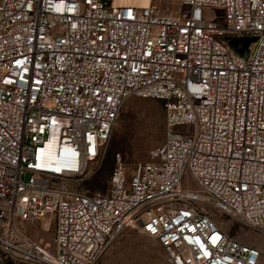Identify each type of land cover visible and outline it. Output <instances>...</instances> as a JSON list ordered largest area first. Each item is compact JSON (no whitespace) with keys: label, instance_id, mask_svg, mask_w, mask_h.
Segmentation results:
<instances>
[{"label":"built area","instance_id":"2783aa9c","mask_svg":"<svg viewBox=\"0 0 264 264\" xmlns=\"http://www.w3.org/2000/svg\"><path fill=\"white\" fill-rule=\"evenodd\" d=\"M180 1L173 13L153 0H0V245L11 260L95 264L135 227L171 264H264L211 214L264 230V0ZM131 95L162 100L165 141L131 171L117 151L108 192H90L83 180ZM46 216L53 247L20 228Z\"/></svg>","mask_w":264,"mask_h":264},{"label":"rangeland","instance_id":"374dc122","mask_svg":"<svg viewBox=\"0 0 264 264\" xmlns=\"http://www.w3.org/2000/svg\"><path fill=\"white\" fill-rule=\"evenodd\" d=\"M147 4L148 0H115ZM162 10L178 13L180 0H153ZM220 10L219 7L214 8ZM166 137L165 108L162 100L155 97L131 95L122 104L114 124L102 166L91 168L84 178L83 187L90 192L106 193L110 186V175L115 153L120 151L131 171L139 161L153 158L154 151L161 147ZM29 173L24 178L27 179ZM212 216L226 231L264 251V230L249 226L238 218L213 207ZM46 216L37 225L25 222L20 228L34 239L54 246L55 222L49 223ZM0 264H42L11 260L0 245ZM95 264H171L161 244L138 228H126L100 255Z\"/></svg>","mask_w":264,"mask_h":264},{"label":"water","instance_id":"95a60500","mask_svg":"<svg viewBox=\"0 0 264 264\" xmlns=\"http://www.w3.org/2000/svg\"><path fill=\"white\" fill-rule=\"evenodd\" d=\"M249 40V38H247V41ZM235 43L237 42V39L235 38L234 40H233Z\"/></svg>","mask_w":264,"mask_h":264},{"label":"bare ground","instance_id":"6f19581e","mask_svg":"<svg viewBox=\"0 0 264 264\" xmlns=\"http://www.w3.org/2000/svg\"><path fill=\"white\" fill-rule=\"evenodd\" d=\"M151 0H148V3L150 2ZM114 2H115V0H114Z\"/></svg>","mask_w":264,"mask_h":264},{"label":"crops","instance_id":"0c3cea01","mask_svg":"<svg viewBox=\"0 0 264 264\" xmlns=\"http://www.w3.org/2000/svg\"><path fill=\"white\" fill-rule=\"evenodd\" d=\"M124 3H129L128 1L124 2Z\"/></svg>","mask_w":264,"mask_h":264}]
</instances>
